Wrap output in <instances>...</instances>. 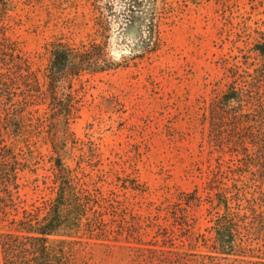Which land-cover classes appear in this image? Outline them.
Instances as JSON below:
<instances>
[{"label":"rangeland","instance_id":"1","mask_svg":"<svg viewBox=\"0 0 264 264\" xmlns=\"http://www.w3.org/2000/svg\"><path fill=\"white\" fill-rule=\"evenodd\" d=\"M186 1L185 10L164 25L157 53L137 65L83 78L82 105L71 122L77 143H70L63 157L98 182L107 204L117 207L107 218L122 231L114 233L117 239L76 245L84 264H247L251 259L214 249L220 210L209 192L233 184L228 166L236 156L212 145L204 114L231 81V67H246L241 49L256 27H264V0ZM6 2L8 11H0V72L7 70L11 48L38 67L48 41L62 37L79 44L95 36L91 0ZM147 17L135 16L131 37L138 38ZM121 41L115 35L111 48L119 52ZM0 112L5 117L2 104ZM47 116L42 106L39 113L21 116L17 128H0V140L27 164L20 189L13 192L16 208L3 216L0 231L24 209L52 196ZM195 190L202 199L187 203Z\"/></svg>","mask_w":264,"mask_h":264},{"label":"trees","instance_id":"2","mask_svg":"<svg viewBox=\"0 0 264 264\" xmlns=\"http://www.w3.org/2000/svg\"><path fill=\"white\" fill-rule=\"evenodd\" d=\"M176 3L91 0L95 36L79 44L62 37L48 41L38 67L11 48L7 70L0 72V104L5 111V117L0 112V128H17L21 116L39 113L45 106L53 136L54 177L52 196L24 209L21 217L12 218L8 230L0 231V264H84L75 254L76 245L89 239H117L114 233H122L107 218L118 213L116 205L107 204L98 182L68 165L63 152L77 143L71 122L82 105L83 78L137 65L157 53L164 25L187 7L186 0ZM0 11H8L6 0H0ZM138 14L148 17L134 38L129 32ZM115 35L122 38L116 47L119 52L110 45ZM249 36L241 49L246 67L243 71L240 65L231 67L232 79L215 96L204 121L209 122L212 145L236 156L228 166L232 176L227 177L233 184L209 192L216 196L214 205L220 210L214 220V249L243 261L256 259H248L247 264H264V27H256ZM17 155L0 140V223L9 209L16 208L13 192L19 191L20 172L27 167ZM219 170L222 176L223 167ZM192 195L187 203L202 199L197 190Z\"/></svg>","mask_w":264,"mask_h":264}]
</instances>
